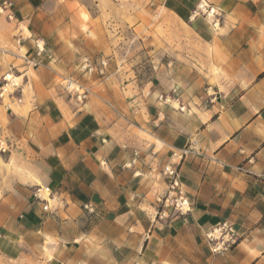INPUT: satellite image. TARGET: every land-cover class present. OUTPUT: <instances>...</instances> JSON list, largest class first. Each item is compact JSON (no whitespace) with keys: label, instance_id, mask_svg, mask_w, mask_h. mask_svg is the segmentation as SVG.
I'll return each mask as SVG.
<instances>
[{"label":"crops","instance_id":"crops-1","mask_svg":"<svg viewBox=\"0 0 264 264\" xmlns=\"http://www.w3.org/2000/svg\"><path fill=\"white\" fill-rule=\"evenodd\" d=\"M129 1V23L106 26L89 1H0L16 48L0 74L22 68L27 87L1 129L18 169L0 166V264H264V0H203L215 26L192 15L200 0ZM84 57L107 59L103 73L81 72ZM170 164L190 209L161 217ZM221 220L239 239L215 254L205 234Z\"/></svg>","mask_w":264,"mask_h":264},{"label":"built area","instance_id":"built-area-1","mask_svg":"<svg viewBox=\"0 0 264 264\" xmlns=\"http://www.w3.org/2000/svg\"><path fill=\"white\" fill-rule=\"evenodd\" d=\"M204 14L210 19L212 25L219 23L218 13L213 7H209L203 0L197 4L193 10L192 15ZM36 55L39 56L44 53V45L42 41L35 40ZM35 64V63H34ZM107 65V59H92L89 57L82 58L79 64V70L83 73L92 74L98 71L103 73V69ZM62 87L70 98L77 101H83L88 95L87 88L73 79H63ZM20 92V93H19ZM21 88L12 78H7V74L2 76L0 80V100L7 95L11 99H20ZM10 143L5 138L0 139V154L9 152ZM187 153V149L182 150V154ZM164 173L170 176V185L166 194L162 198V207L159 216H168V210L177 213H186L190 209L189 201L184 194L179 180L177 171L174 165H166ZM31 197L42 204L43 210H49L51 204L55 203L57 198L48 185L35 184L31 186ZM167 214V215H166ZM206 240L209 244L210 251L215 254H223L231 249L239 239V234L233 223L229 220H221L215 224L205 234Z\"/></svg>","mask_w":264,"mask_h":264},{"label":"rangeland","instance_id":"rangeland-1","mask_svg":"<svg viewBox=\"0 0 264 264\" xmlns=\"http://www.w3.org/2000/svg\"><path fill=\"white\" fill-rule=\"evenodd\" d=\"M82 1L83 2L89 1L91 6L96 8V10L98 9V11L101 15V17H100L101 22L103 24H105V26L108 25V23L114 24L115 23L114 18H116V17L124 18L127 16L126 21L129 23V18H130L129 13L134 12V4L132 2H130L129 0H82ZM120 8L124 9V13L120 14V11H119ZM80 16L82 19L87 18L83 7H81V15ZM110 18H111V21H110ZM161 23H166V20L165 19L159 20V24H161ZM157 28H159V29H157L159 34L165 33L164 31H162V29H160L161 28L160 26ZM8 47L13 48L16 52V48H14L12 44L8 43V40L5 39L4 34H2L0 31V50L1 49L2 50L8 49ZM128 50H129V48H128ZM153 59H154L153 62H150L149 64H147L144 67V70H143L144 81H147L148 79L151 78L152 72H153V66L157 63V61L160 58H153ZM16 65L17 64H15V66ZM21 71H22V68H18L17 70H14V71L8 70L6 72H3L2 74H0V80L2 79V76L5 74H11V75H13V77H16V76L21 74L20 73ZM14 81L17 82V84L19 85L20 88H22V87H23V89L27 88L26 86H23V77L22 76L20 78L15 79ZM62 84H63V80H59V85L61 87H62ZM146 91H148V90H146ZM24 92H25V90H24ZM11 101H15V99L14 98L13 99L8 98L7 96L3 100H0V139H2V140L6 137V134L1 132V129L4 127V124L6 123L5 106L10 104ZM0 161H1L0 166L9 167V168L12 167V168H14V170L18 169V166L14 162L13 157H11V162H10L9 166L3 164V162H5L6 160L4 157L1 156V154H0Z\"/></svg>","mask_w":264,"mask_h":264},{"label":"bare ground","instance_id":"bare-ground-1","mask_svg":"<svg viewBox=\"0 0 264 264\" xmlns=\"http://www.w3.org/2000/svg\"><path fill=\"white\" fill-rule=\"evenodd\" d=\"M7 78H12V79L15 80V79H17V78H20V76L13 77V75H11V74H7ZM6 96H7V95H6ZM6 96H5V97H6ZM5 97H4V98H5ZM7 97H8V96H7ZM4 98H3V99H4ZM8 98H9V97H8Z\"/></svg>","mask_w":264,"mask_h":264}]
</instances>
